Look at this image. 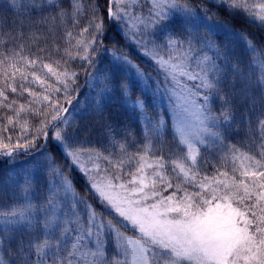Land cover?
Wrapping results in <instances>:
<instances>
[{"label":"snow or ice","instance_id":"6c2138e0","mask_svg":"<svg viewBox=\"0 0 264 264\" xmlns=\"http://www.w3.org/2000/svg\"><path fill=\"white\" fill-rule=\"evenodd\" d=\"M0 2L15 16L9 21L0 12V109L12 113L0 125V158L11 165L20 155L43 157L0 184V195L11 200L0 203V264H264V43L219 19L223 9L264 29V0H107V24L97 0H68L67 7L65 0ZM111 26L160 78L116 45L109 70L88 72L95 95L83 110L102 121L105 97L119 93L127 102L131 77L143 84L130 105L140 139L108 122L107 143L98 146L88 128L66 115L65 103L77 99L73 112L80 108L79 73L57 70L44 56L62 54L95 69L101 51L109 52L103 38ZM221 34L224 42L215 39ZM49 36L51 51L45 45L25 54ZM9 92L28 99L9 100ZM61 92L64 102H53L51 94ZM230 95L247 102L243 115L237 117ZM158 99L167 101L170 125ZM29 116L39 118L31 135ZM237 119L243 127H234ZM17 127L13 141L8 130ZM241 133L243 140L232 142ZM50 148L68 162V172L84 176L85 193L102 210L78 192ZM41 171L48 185L43 199L36 196Z\"/></svg>","mask_w":264,"mask_h":264},{"label":"trees","instance_id":"16d2710c","mask_svg":"<svg viewBox=\"0 0 264 264\" xmlns=\"http://www.w3.org/2000/svg\"><path fill=\"white\" fill-rule=\"evenodd\" d=\"M194 2H197V0H194ZM97 3L100 6L101 13L105 17V23L107 24V0H97ZM64 6H68V0H65ZM209 8H213V5H207ZM7 6L6 3L0 2V12H3L4 15H6L9 18V21L15 18L14 14L11 11L6 10ZM199 11V9H197ZM217 18L214 17L213 20L215 21ZM219 19L223 20L224 22H230V26L238 29V30H244L246 31L251 38L254 40H257L258 43H264V29L260 28L259 26L255 24H250L246 18L243 16L237 15L235 18L229 17L228 13L225 12L223 9L219 10ZM87 22V17H84L81 19L80 26H84V24ZM177 23H179V17L177 18ZM71 22H69L70 24ZM74 34L76 30L74 29ZM218 41L224 42V36L218 35L215 37ZM104 47L109 49V52L101 51L100 55L97 57L98 63L95 65V69H90L87 64H82L79 59L76 60H69L68 57L62 55V54H56L52 53L51 56H44V59L46 62L53 63V67L57 70L62 71L64 68H67L69 71H76L79 73V76L77 78V83L79 85L80 91H79V102L80 105L84 102H88L90 98H92V95H95V89L92 87L93 84H95V81H92L89 79L88 72H91L92 75H96L97 73L102 74L104 71L109 70L111 68V61L112 57L110 54V50L112 49L113 45H116V47L122 51L123 53L127 54L131 57L134 63L138 64L145 72L151 74V76L154 79L160 78L158 76V73L154 71V65L152 61L145 56L141 51L137 49V47L132 44L131 42H126L123 36L119 33V31L114 27L111 26L108 28V31L106 32L104 38ZM56 41L59 44L61 48V52L66 47V45L63 42V30L58 29ZM73 43H75L73 41ZM47 45L48 49L51 51L52 48V38L49 36L47 41H40V43L36 46H34L30 51L26 48L25 54L31 56L33 54H37L38 48H43ZM244 46L242 43L237 44V51L241 54H243ZM73 54L77 52L75 48L72 49ZM40 55H43V53H38ZM55 61H59L60 64L57 66L55 64ZM87 69V72L82 70ZM39 71V70H37ZM46 71V70H45ZM50 76V74H49ZM133 87H132V93H131V100H128L127 102L120 97V94L117 93L113 97H105V103L107 105L105 109L106 119L101 120L99 116H97L95 113L91 111H84L83 109L76 112H73L74 108H77V104L75 101L73 102L71 106H69L67 103L64 104L65 107H69V113L66 115H69L71 117H76L78 119V122L81 126V129L88 128L89 134L88 139L98 146L100 145H106L107 143V135L104 131L105 124L108 122H111L113 125L116 126L117 131H123L125 129H132L137 139H140V129L141 125L137 122L136 115L132 111L130 105L133 100H135L138 96H141V88L143 87V84H138L136 81L135 76L132 77ZM55 78L51 77L50 82H54ZM151 83V82H150ZM2 86V85H0ZM27 86V85H26ZM59 86V85H56ZM34 91L41 92L42 89L39 87H34ZM227 91V89H226ZM149 92H151V89H149ZM53 102L57 97L61 100V102H64L63 95L61 93H52ZM9 100L16 99L20 103H26L28 99V94L25 93L24 96H16L15 94L8 93ZM232 103L234 105V109L236 111L237 117L243 115L247 108V102H241L239 97H231ZM149 104H151V99L149 98ZM157 105L160 106L164 111L163 115L165 120L168 122V124H171V115L167 111V101L165 99H158ZM214 107L217 111H219L220 108V101L214 102ZM151 111V108H150ZM7 115H12L11 112H9L7 109H0V125L4 124L5 121L3 117ZM155 115V113H152ZM248 115L252 116L253 121H255V114L254 113H248ZM29 135L32 134L35 127L39 125V118L34 116H29ZM234 127H243V121L240 119L236 120V124ZM20 129L17 127L15 129L9 128L8 133H10L13 137V141H15L17 135L19 134ZM7 135V134H5ZM79 137L82 139L84 137V133L80 132L78 133ZM29 137H25L27 139ZM168 139L171 140V133L169 132ZM238 140H243V133L239 136H234L232 139V142H236ZM7 142V141H6ZM42 143V141H37V144L39 145ZM11 146V145H10ZM255 146H253L254 150ZM48 151L53 152L54 155L57 156L58 162L65 168V171L68 172V162L64 159H62L59 156L58 151L55 148H50ZM43 157H41L39 154L35 155H20L16 157L17 163L15 164H9L7 162V158H0V184H2L3 180L6 176L13 174V169L15 170V174L20 175L23 173V171L34 165L37 160H42ZM210 159H214V157H210ZM209 173H211L212 169L211 167H208L206 169ZM69 176L74 179L75 187L78 190V192L81 195H85V189L87 187L85 178L81 173H79L75 168L71 169L70 172H68ZM47 183L45 180V175L41 171L39 172L38 176H36V196L40 199H43V197L46 195L47 190ZM172 191L171 189L169 190ZM88 200L98 209L102 210L100 205L97 203L96 198L89 192L86 194ZM4 202H11L9 195L3 194L0 195V203ZM107 214V213H106Z\"/></svg>","mask_w":264,"mask_h":264},{"label":"rangeland","instance_id":"374dc122","mask_svg":"<svg viewBox=\"0 0 264 264\" xmlns=\"http://www.w3.org/2000/svg\"><path fill=\"white\" fill-rule=\"evenodd\" d=\"M92 96H93V95H92ZM91 99H92V98H90V100H89L88 102H90ZM74 101H75V103L77 104V99H74L73 102H74ZM165 101H166V99H165ZM88 102H86V103L84 102L83 104H81V105H80V108H78V111H80V110H82L83 108H85ZM169 192H170V191H169ZM168 194H169L168 192H165V193H164V195H168Z\"/></svg>","mask_w":264,"mask_h":264}]
</instances>
